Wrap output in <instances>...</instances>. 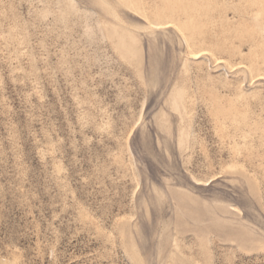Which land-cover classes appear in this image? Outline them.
I'll list each match as a JSON object with an SVG mask.
<instances>
[{
  "label": "rangeland",
  "instance_id": "374dc122",
  "mask_svg": "<svg viewBox=\"0 0 264 264\" xmlns=\"http://www.w3.org/2000/svg\"><path fill=\"white\" fill-rule=\"evenodd\" d=\"M0 264H264V0H0Z\"/></svg>",
  "mask_w": 264,
  "mask_h": 264
}]
</instances>
